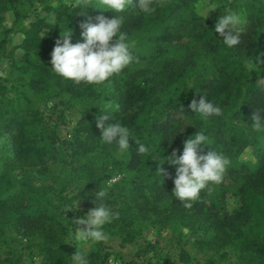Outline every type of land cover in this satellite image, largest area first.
Masks as SVG:
<instances>
[{
    "label": "trees",
    "instance_id": "trees-1",
    "mask_svg": "<svg viewBox=\"0 0 264 264\" xmlns=\"http://www.w3.org/2000/svg\"><path fill=\"white\" fill-rule=\"evenodd\" d=\"M87 2L73 8L76 0H0V27L8 11L21 25L2 29L0 36V60L9 66L8 77L0 78V134L10 138L9 155H0V264H25V249L12 234L35 244L41 264H72L76 248L67 239V218L74 215L65 208L79 198L94 207L92 193L115 173L124 177L109 189L107 204L119 215L104 231L122 245L137 243L149 228L181 227L196 235L191 249L201 254L195 258L183 249V264H228V248L247 264H264V132L253 131L250 119L264 109V80L258 82L250 69L252 61L264 66V0H148L151 12L141 0H130L118 14ZM206 2L218 8L203 18ZM224 8L245 19L233 49L214 31ZM101 14L124 17L122 30L136 42V59L99 84L58 75L50 62L56 40L69 28L71 42H82L80 25ZM201 96L222 114L201 121L188 107ZM53 100L62 104L55 118L42 110ZM105 105L118 106L106 123L127 125L153 159L173 149L179 155L187 137L204 131L210 145L202 146L203 153L213 148L231 161L222 182L210 183L187 207L172 194L174 166L165 161L170 175L162 180L157 162L138 155L133 138L122 155L102 142L97 118ZM71 110L79 119L67 139L57 125ZM247 149L255 162L242 159ZM229 193L239 201L231 212ZM109 257L105 241L88 252L89 264H107Z\"/></svg>",
    "mask_w": 264,
    "mask_h": 264
},
{
    "label": "clouds",
    "instance_id": "clouds-1",
    "mask_svg": "<svg viewBox=\"0 0 264 264\" xmlns=\"http://www.w3.org/2000/svg\"><path fill=\"white\" fill-rule=\"evenodd\" d=\"M130 0H96V6L100 10H111L113 13H123L128 7ZM89 5L87 0H76L73 8ZM141 7L145 12H151L148 0H141ZM218 8L208 2L201 5L200 15L207 17L209 10ZM228 9V8H227ZM124 17L114 14L111 18L97 15L94 22H83L80 35L82 42L72 43V30L67 28L57 39L51 52L52 69L60 76L74 80L77 83L85 82L91 84L103 83L114 74L121 73L136 59L133 55L135 40L130 39L128 34L122 30ZM214 31L223 39L222 43L229 49H233L241 43L245 32V19L243 14L228 9V14L219 17L214 24ZM118 106L105 105L102 114L98 115L97 127L101 129L100 138L104 144L112 146L115 154L129 153V138H133L137 145V154L151 158V148L141 143L134 136L132 130L118 120L115 123H106L113 119L114 108ZM191 111L197 114L201 121L208 122L210 117L220 116L222 109L217 104L201 96L199 101L193 100L189 106ZM251 129L255 132H264V109L255 110L251 117ZM187 125H193L189 122ZM204 145H210L208 136L204 131H197L183 141V148L179 155L173 149L170 155L158 154L156 172L162 178L170 174L165 168V161L169 166L175 167L173 179L174 188L172 194L179 200L186 202L191 207V201L199 197L201 190L207 188L210 183L222 182L230 159L222 152L211 149L203 153ZM85 182L83 184H86ZM81 190L77 188L74 195ZM94 207L90 208L86 215L77 218L73 226L75 231L69 230L72 238L81 242L91 239L93 242L106 240L104 226L118 217L108 206L109 189L101 187L92 193ZM81 199V198H79ZM65 209L75 208L77 201ZM187 231V230H185ZM72 257V264H89L88 252L81 245Z\"/></svg>",
    "mask_w": 264,
    "mask_h": 264
},
{
    "label": "rangeland",
    "instance_id": "rangeland-1",
    "mask_svg": "<svg viewBox=\"0 0 264 264\" xmlns=\"http://www.w3.org/2000/svg\"><path fill=\"white\" fill-rule=\"evenodd\" d=\"M216 8L209 10L208 15L214 14ZM224 15L228 14V9L224 8L222 10ZM26 23V21L24 22ZM20 24L14 25V15L12 12L8 11L3 15V23L0 29V36L2 29L20 27ZM14 35V32L11 33ZM19 42L18 35L13 36V44ZM20 55V52L17 53ZM250 69L252 74L256 77L258 82L264 80V66L259 61H252L250 64ZM9 75V66L5 61L0 60V78H7ZM62 104L58 101H50L47 104L42 105V110L45 115L55 118L57 117L58 112L61 109ZM79 119V114L74 112V110L65 112L64 118L61 119L57 125L59 134L63 138H71L73 128L76 125L77 120ZM10 145V138L8 136H3L0 134V155L5 153L9 155L8 146ZM242 159H248L253 162L256 161L252 151L249 149L245 150L242 154ZM123 174L115 173L110 179L106 182V187L108 189L114 188L115 185L122 182ZM239 205L238 197L229 193L226 198V209L231 212L235 210ZM70 207V206H69ZM90 208L85 202L77 201L75 208L69 209L73 213V218H67L68 226V240L72 242L75 248H80L81 245L83 249H86L89 252L93 247H95L96 242H93L91 239L86 241H79L72 238L71 231H75L73 226L74 221L77 218L83 217L86 215L87 211ZM187 230V231H185ZM196 235L192 234L188 229L178 227L176 229L170 230H158L156 228H149L144 231L142 238L137 243H127L121 244L120 240L112 238L106 235L105 242L108 245V251L110 252V257L107 261V264L112 262L113 264H183L182 261V251L183 249H190L192 256L195 258L201 257V254H197L193 249H191V243ZM199 236V235H197ZM13 242L18 243L19 247L25 249L24 263L25 264H41L43 256L39 253V249L35 246L34 243L23 240L18 237L16 234L11 235ZM30 242V243H29ZM228 264H247V258L243 254H239L231 248H228Z\"/></svg>",
    "mask_w": 264,
    "mask_h": 264
},
{
    "label": "built area",
    "instance_id": "built-area-1",
    "mask_svg": "<svg viewBox=\"0 0 264 264\" xmlns=\"http://www.w3.org/2000/svg\"><path fill=\"white\" fill-rule=\"evenodd\" d=\"M109 264H113L112 262H110Z\"/></svg>",
    "mask_w": 264,
    "mask_h": 264
}]
</instances>
